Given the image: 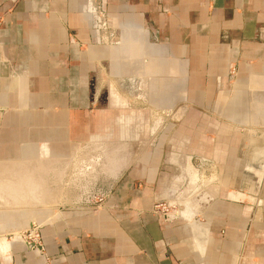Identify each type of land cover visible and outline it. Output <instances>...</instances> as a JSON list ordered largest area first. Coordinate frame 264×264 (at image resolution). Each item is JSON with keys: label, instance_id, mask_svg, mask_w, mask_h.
<instances>
[{"label": "crops", "instance_id": "obj_1", "mask_svg": "<svg viewBox=\"0 0 264 264\" xmlns=\"http://www.w3.org/2000/svg\"><path fill=\"white\" fill-rule=\"evenodd\" d=\"M253 109L264 0H0V177L36 163L14 185L64 195L0 209V264H264V151L242 133L264 130ZM150 111L184 116L150 139ZM211 164L219 183L200 187ZM179 195L180 215L154 212ZM18 226L39 240L6 235Z\"/></svg>", "mask_w": 264, "mask_h": 264}, {"label": "rangeland", "instance_id": "obj_2", "mask_svg": "<svg viewBox=\"0 0 264 264\" xmlns=\"http://www.w3.org/2000/svg\"><path fill=\"white\" fill-rule=\"evenodd\" d=\"M101 13L104 14L102 10H101ZM104 18H105V20L107 19L105 16H104ZM105 28H106L105 25L101 26V28H100V32H102V34H101L102 39L101 40L105 41L106 43H109L110 41L113 42V43L117 42L118 39H119L118 31L113 30L112 36H111V38H109V36L106 34L108 32V30H105ZM151 65H152V63L149 64V66H151ZM232 70L234 71L235 68L233 69V67H232L230 69V75H229L230 79L227 82L229 88H231V89L235 88V86H236V78L232 79L233 74H234V72ZM201 84H202V87L203 86L205 87L207 82H203L202 81ZM200 101H203V99L200 100ZM207 102H208V99H207V101H205V104ZM192 104L193 103H189L187 101V99H183L182 98V103H181V108L180 109L181 110H185L186 107H189ZM202 104H203V102H202ZM134 105H139V104H138V102H136V104L134 103ZM202 107H203V105H202ZM257 110L258 109H253V113L258 112ZM263 113H264V109H262V110L260 109L259 113H256V114H263ZM246 115H247V113H246ZM173 116L174 115L172 113H168L167 111H163V112L150 111V116H149L150 124L153 125V127H157L158 126V128H156V130H153V131L150 130L149 138L150 139L156 138L157 137V133L159 132L158 129L161 128V127L164 128V127H167V126H170V125H174V124L177 125V123H178L177 119L180 118V117H183L184 113L180 114V117L178 115V118H177V116H174V117ZM201 116L204 117V114L202 113ZM217 118H219V116H217L216 119ZM218 120H220V119H218ZM257 127H259V126H257ZM242 133L245 134L246 148L249 149L250 153H251V151L254 148L256 150V154H260V153H262L264 151V130H261V129H258V128H256V129H248V128L246 129L245 128L242 131ZM150 147H151V145H150ZM199 157L202 158L201 160H206L204 158V156H199ZM35 164L36 163H27V165H29L27 169L23 168L21 166H18V165L17 166H13V167H15L14 170L17 172L15 174V177H13L12 175H10L9 177H0V209L1 208H8V207H10L11 209H15V208H18V205L20 207L21 204H19V199H18L19 198V194L21 195V199H24V201H29L28 198H34V197L36 198L37 197L38 200L35 201V203H37V205L38 204H44V202L46 201V198H47V201L50 200V198H55V200L53 199L52 201H56V202H53L52 205H56L57 201L59 203L62 200V197L64 195L61 194V193H54V194H44V193L36 194V193H28V192L24 193L23 190H25V187H20V186L14 185L15 184L14 182H16L17 184H20V182H23L26 179V177H27L25 174H23V173H25L23 170L27 171V170L30 169L31 171H33L32 169H34V165ZM92 164H94V163H92ZM203 164H204V162H203ZM83 169H84V166L82 167V170ZM217 171H218V169L216 168V166L212 165V164L209 165V167L203 165L201 167L196 168L195 180H196L197 184L200 185V187H206V186L218 184L219 183V179H218ZM11 172L13 173V170ZM0 174H1V172H0ZM22 174H23V176H22ZM42 180H44V178ZM49 180H51L50 177H49ZM52 181L54 183H57L58 182V178H56L54 176ZM38 182L41 183V181H38ZM55 185H57V184H55ZM256 189H258L257 186H256ZM105 193H106V191H102L101 193L91 194V195L81 194L80 199L78 200V203L79 202L80 203L81 202L82 203L89 202V203L100 204L104 200V198L106 197ZM184 196L185 195H179V197H172V200L176 199V201H178L182 206L184 205V207L185 206L187 207L188 204H187L186 196H185V198H184ZM3 212H5V211L0 210V213H3ZM6 212H11V211H6ZM15 212H16V210H15ZM4 218H8V217H6L5 215H0V220L4 219ZM39 228L40 227H38V226H32V227H30V226H18L16 228V230L11 231L9 229V231H8V233L6 235H13V234L18 232V234L21 235L23 239L27 238L28 240H30V239L33 240L34 239L33 236L37 235V240H39V236H38V233H37ZM3 242H4V239L2 241H0V247L7 246V243L6 242L3 243Z\"/></svg>", "mask_w": 264, "mask_h": 264}, {"label": "built area", "instance_id": "obj_3", "mask_svg": "<svg viewBox=\"0 0 264 264\" xmlns=\"http://www.w3.org/2000/svg\"><path fill=\"white\" fill-rule=\"evenodd\" d=\"M94 8L98 29L100 30L101 26L105 25L106 27V21L104 18V14L101 13V8L99 7V4L94 6ZM173 200L156 205L154 207V212L160 215L162 219H168L172 216L180 215L182 209L184 208V205L182 206L178 201H176V199L174 201ZM33 238V240H28L27 238H24L23 241L27 243H34L37 241V235L33 236Z\"/></svg>", "mask_w": 264, "mask_h": 264}, {"label": "bare ground", "instance_id": "obj_4", "mask_svg": "<svg viewBox=\"0 0 264 264\" xmlns=\"http://www.w3.org/2000/svg\"><path fill=\"white\" fill-rule=\"evenodd\" d=\"M262 160H263V159H262ZM3 169H4V167H1V166H0V171H2ZM28 199H29V198H28ZM20 200H21V199H20ZM22 200H24V199H22ZM29 200H30V199H29ZM30 201H32V200H30ZM13 202H14V201H13ZM25 202H26V201H25ZM27 203H28V202H27ZM25 204H26V203H25ZM9 208H10V207H9ZM35 225H36V224H35ZM14 233H15V232H14ZM14 235H15L16 238H19V239H21V240L23 239L22 236L18 234V232L15 233ZM2 239H4V238H2ZM5 239H6V238H5ZM3 243H4V242H3ZM25 244L27 245V244H32V243H27V242H25Z\"/></svg>", "mask_w": 264, "mask_h": 264}, {"label": "water", "instance_id": "obj_5", "mask_svg": "<svg viewBox=\"0 0 264 264\" xmlns=\"http://www.w3.org/2000/svg\"><path fill=\"white\" fill-rule=\"evenodd\" d=\"M170 200H172V197H170Z\"/></svg>", "mask_w": 264, "mask_h": 264}]
</instances>
